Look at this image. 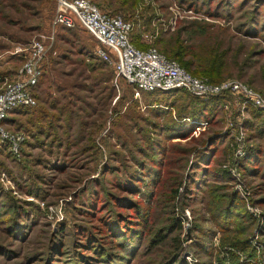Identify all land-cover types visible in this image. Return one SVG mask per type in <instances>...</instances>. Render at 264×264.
<instances>
[{
    "label": "rangeland",
    "instance_id": "1",
    "mask_svg": "<svg viewBox=\"0 0 264 264\" xmlns=\"http://www.w3.org/2000/svg\"><path fill=\"white\" fill-rule=\"evenodd\" d=\"M90 1L131 23L133 45L264 95V0ZM54 16V0H0V90L17 48L45 47L34 107L0 119V264H264V110L136 98Z\"/></svg>",
    "mask_w": 264,
    "mask_h": 264
},
{
    "label": "built area",
    "instance_id": "2",
    "mask_svg": "<svg viewBox=\"0 0 264 264\" xmlns=\"http://www.w3.org/2000/svg\"><path fill=\"white\" fill-rule=\"evenodd\" d=\"M55 23L65 27L81 26L97 42L96 55L114 67L116 76L126 81L139 98L143 92H168L182 89L193 96L206 98L231 93L244 103L264 110V95L239 81L209 83L192 76L177 61L167 58L156 48L139 49L130 41L132 25L119 15L103 13L90 0H54ZM45 47L34 39L16 53L24 60L14 81L0 90V119L9 109L34 106L32 89L40 78V61ZM5 136V135H3Z\"/></svg>",
    "mask_w": 264,
    "mask_h": 264
},
{
    "label": "trees",
    "instance_id": "3",
    "mask_svg": "<svg viewBox=\"0 0 264 264\" xmlns=\"http://www.w3.org/2000/svg\"><path fill=\"white\" fill-rule=\"evenodd\" d=\"M109 6V5H108ZM109 8H112L111 6L109 7ZM113 8H116V6H114ZM115 10V9H114ZM107 14V13H106ZM108 15H112V14H108ZM123 18V17H122ZM124 19V18H123ZM124 20H126V21H128L127 19H124ZM75 27H78V28H81V29H83L81 26H79V25H75L74 27H65V26H63V25H59L58 26V28H61V29H63V30H70V29H73V28H75ZM84 30V29H83ZM86 33H88L86 30H84ZM88 35H90L89 33H88ZM91 36V35H90ZM92 37V36H91ZM93 38V37H92ZM94 39V38H93ZM95 40V39H94ZM95 42H96V40H95ZM132 43V42H131ZM135 46V45H134ZM138 46V47H137ZM137 46H135V47H137V48H139V49H147V48H140V46H139V44H137ZM96 47H97V42H96V46H95V49H96ZM157 51H159L158 49H157ZM164 51H166V50H164ZM160 53H162L163 55H165L163 52H161V51H159ZM166 56V55H165ZM167 58H169V59H173V60H175V61H177L178 62V64L184 69V70H186L187 72H189L192 76H195V77H198L197 75H196V73H194L193 71H191V70H189V68L186 66V64L184 65V63H182L181 61H179V60H177V59H175V58H172V57H168V56H166ZM99 58V57H98ZM24 60V59H23ZM99 60L101 61V62H103L104 63V65H107V66H109L112 70H113V72L115 73V70H114V67L112 66V65H109L107 62H105V61H103L102 59H100L99 58ZM207 74V73H206ZM115 75H116V73H115ZM208 75V74H207ZM121 79V78H120ZM123 80V79H122ZM124 81V80H123ZM126 82V81H125ZM210 83H216V82H212V81H209ZM127 83V82H126ZM128 84V83H127ZM129 85V84H128ZM250 86V85H249ZM35 89V88H34ZM34 89H32V90H34ZM169 92H175V93H177V92H183V93H186V91H184V90H182V89H175V90H171V91H168V92H163V91H151V92H143V93H161V94H167V93H169ZM32 93H33V91H32ZM35 94H36V91H35ZM37 102V101H36ZM30 108H32V107H34V106H29ZM205 108V107H204ZM202 109L201 110V112L202 113H205L206 112V109ZM26 110H28V109H26ZM68 117L69 116H66L65 117V120H64V122H67L69 119H68ZM74 119H76L75 117L73 118V120ZM77 120V119H76Z\"/></svg>",
    "mask_w": 264,
    "mask_h": 264
}]
</instances>
